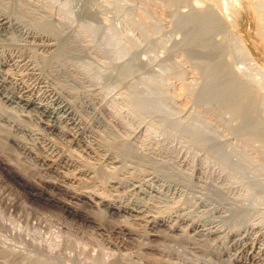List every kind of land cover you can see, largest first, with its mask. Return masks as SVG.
I'll return each mask as SVG.
<instances>
[{
	"label": "rangeland",
	"instance_id": "rangeland-1",
	"mask_svg": "<svg viewBox=\"0 0 264 264\" xmlns=\"http://www.w3.org/2000/svg\"><path fill=\"white\" fill-rule=\"evenodd\" d=\"M250 1L0 0L55 42L59 60H39L44 78L122 161L116 172L76 151L98 178L73 193L123 200L102 182L154 173L169 198L159 217L172 222L154 230L73 202L0 128V249L25 264H252L236 250L247 234L264 247V0ZM202 223L216 231L190 226Z\"/></svg>",
	"mask_w": 264,
	"mask_h": 264
},
{
	"label": "bare ground",
	"instance_id": "bare-ground-1",
	"mask_svg": "<svg viewBox=\"0 0 264 264\" xmlns=\"http://www.w3.org/2000/svg\"><path fill=\"white\" fill-rule=\"evenodd\" d=\"M54 43L50 37L37 33L17 19L0 12V128L7 132L6 138L8 142L13 144L19 152L16 158L20 159L22 157L25 159L23 161L34 164L33 169L37 172L43 171L47 174H56L59 180L46 181L58 190L61 191L62 189L64 193H68L66 196L73 202H84L87 200L94 206L104 207L107 213L116 214L126 219L129 218L130 221L132 220L136 223H145L150 226V229L155 230L161 226L171 229L172 227L169 226V222L170 224L172 223L170 217V221L159 217L160 203L167 201L166 199L169 198H167L168 192L166 194V192L163 193L161 190L160 183L158 184L159 177L157 178L154 173H143L133 178L126 176L127 179L124 176L123 178H109L106 180L107 182H102L103 185L99 189L109 193H122L124 195L123 200L111 199L107 196L106 198L104 197L105 194L103 196L98 192L97 194H90V192H88L89 194H82L83 192L73 193L74 188L72 186L81 185V181L93 180V176L98 178L96 173L92 171L93 167L91 170L82 166L79 157L77 158V154H75L76 151L85 154L86 157L88 156L90 159L96 160L95 162L98 161L97 163L100 165L112 170H117L122 161L114 155L106 153V150V152L103 151L92 140L93 137L90 136L88 129L82 123L77 112L58 92L52 90L54 87H51L50 81L48 80L47 82L44 78L45 68L43 65L40 66L39 62L41 61L39 60L46 64L59 60V51L55 50L56 45ZM14 164L16 165L17 163ZM28 168L31 169V167ZM54 174L52 175L54 176ZM44 178L41 183L46 182ZM30 196L35 197V195ZM73 205L72 203H65L63 211L69 216L75 217L78 213L73 209ZM87 221L89 223L88 219ZM180 222L182 223L183 221ZM91 223L93 224V222ZM172 225L174 228V223ZM97 226L96 229L99 231H105L107 227L101 224L98 225V223ZM190 226L194 228V231H197L195 233L200 232L202 235V232L208 231L213 234V231H216L212 227L208 228L209 226L206 224L203 225V223L202 225L194 226L193 224ZM110 229H112V231L109 230L110 232L116 233L117 230L123 231L128 229V227L123 224V226L115 225ZM210 233L208 234L210 235ZM37 249H40V247ZM4 250L0 249L1 254H3V256H0L1 259L6 260L7 264H25L22 260L27 256L23 257L22 254L24 259L20 260L21 256L14 255V250H9L10 253L11 251L14 252L11 254L8 250V252ZM236 250H238L239 254L247 252L252 264H264V247L259 245L254 237L252 238L247 234L242 239L241 237L240 240L237 239ZM26 259L29 262L28 264L32 263L30 258Z\"/></svg>",
	"mask_w": 264,
	"mask_h": 264
}]
</instances>
